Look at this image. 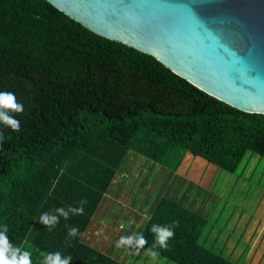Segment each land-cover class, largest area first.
I'll list each match as a JSON object with an SVG mask.
<instances>
[{
	"label": "trees",
	"instance_id": "16d2710c",
	"mask_svg": "<svg viewBox=\"0 0 264 264\" xmlns=\"http://www.w3.org/2000/svg\"><path fill=\"white\" fill-rule=\"evenodd\" d=\"M0 92L14 93L23 105L20 113L6 110L19 131L0 123V228L6 225L10 242L31 253L32 264L41 252L70 255L69 264H264V251L255 259L257 247L240 263L206 246L207 218L187 189H174L186 152L229 172L248 150L264 157V113L218 99L48 0H0ZM130 152L169 169V191L146 197V189L131 207L114 199V180ZM81 201L82 215L60 217L52 228L39 223L41 214ZM118 208L123 216L114 224L102 218ZM126 211L130 223L123 221ZM109 225L125 227L109 239L143 233L148 243L139 254L126 247L105 252L87 237ZM153 225L174 231L166 249H154L156 260L148 255ZM72 227L80 234L69 236Z\"/></svg>",
	"mask_w": 264,
	"mask_h": 264
},
{
	"label": "water",
	"instance_id": "95a60500",
	"mask_svg": "<svg viewBox=\"0 0 264 264\" xmlns=\"http://www.w3.org/2000/svg\"><path fill=\"white\" fill-rule=\"evenodd\" d=\"M205 92L264 113V0H48Z\"/></svg>",
	"mask_w": 264,
	"mask_h": 264
},
{
	"label": "rangeland",
	"instance_id": "374dc122",
	"mask_svg": "<svg viewBox=\"0 0 264 264\" xmlns=\"http://www.w3.org/2000/svg\"><path fill=\"white\" fill-rule=\"evenodd\" d=\"M186 153L179 173L181 176L179 175L174 189L183 191L187 189L186 193L190 196L191 204L195 205L194 209L207 218V224L202 231L204 244L223 251L224 254L239 260L240 263H244L255 247L258 251L255 259L262 257L264 251V157L248 150L236 171L229 172L207 162L202 157ZM125 163L124 168L114 180V183L118 185L114 193L118 196L113 194V198L120 200L123 205L134 206L138 194L140 195L146 189L144 193L146 197L151 192V195L156 196V191L157 195L160 190L169 191V169L157 165L136 152H130ZM161 167L162 173H159L158 169ZM174 179L175 176H172L171 180ZM159 180V187H156ZM115 201L108 203L105 214L110 209L111 203L112 207L114 206ZM105 214L102 218L112 223L123 216L119 208L117 211L115 209L114 213L112 211L104 216ZM125 214L123 221L130 223V211H126ZM99 216L97 223L101 222V216ZM112 227L105 230L103 226H95L87 238L92 244L96 242L98 248L104 249L105 252L113 250L116 255L121 248L115 246L117 237L109 239V234L114 230V236L118 235L122 225ZM124 230L125 227H122V231ZM123 236H128V233L126 232Z\"/></svg>",
	"mask_w": 264,
	"mask_h": 264
},
{
	"label": "clouds",
	"instance_id": "9594fccd",
	"mask_svg": "<svg viewBox=\"0 0 264 264\" xmlns=\"http://www.w3.org/2000/svg\"><path fill=\"white\" fill-rule=\"evenodd\" d=\"M20 113L23 111V105L16 102L14 93L11 92H0V123L9 126L13 131H19L20 124L8 111ZM2 135H0V142H2ZM81 207H69L56 208L53 213L45 212L40 215L39 223L45 225L48 228L54 227L59 223V218L63 217L65 220L69 219L70 213L73 215L83 214V204L81 201ZM176 223V222H174ZM8 228L4 225L0 228V264H32L31 253L29 251L22 250L20 247L14 246L7 237ZM150 232L154 234V244L151 249L148 250V255L156 260L159 253L154 249L158 246L159 248L166 249L168 247V239L174 236V231L169 226L153 225ZM79 230L75 227L69 228V236L79 235ZM148 243L143 233H133L128 236H121L116 242V248L126 247L132 250L133 254H139L140 250L144 248L145 244ZM42 259L39 264H69L72 261V257L63 256L60 252L52 253H40Z\"/></svg>",
	"mask_w": 264,
	"mask_h": 264
}]
</instances>
